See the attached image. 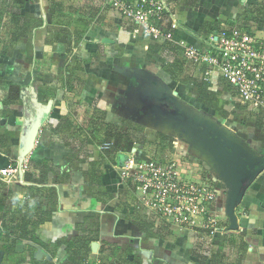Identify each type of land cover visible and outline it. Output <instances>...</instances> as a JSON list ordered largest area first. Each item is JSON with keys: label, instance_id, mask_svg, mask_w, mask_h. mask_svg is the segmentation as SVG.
I'll return each mask as SVG.
<instances>
[{"label": "crops", "instance_id": "obj_1", "mask_svg": "<svg viewBox=\"0 0 264 264\" xmlns=\"http://www.w3.org/2000/svg\"><path fill=\"white\" fill-rule=\"evenodd\" d=\"M166 1L170 20L178 26L171 42L178 48L176 55L103 0H28L22 14L41 18L44 24L12 48L5 18L9 0H0V134L12 133L9 145L0 147V156L8 159V167L24 158L30 167L16 182L0 181V264L3 247L11 241H16L21 258H27L25 264H30L31 254L36 264H69L67 242L78 239L84 228L94 235L84 262L264 264V171L236 211L238 230H227L223 181L171 130L141 124L133 113V94L142 88L150 99L156 80L196 108L183 98L193 94L194 84L169 81L166 66L185 60L183 46L205 49L211 36L242 18L254 20L255 36L264 37V19L257 12L264 0H198L194 5ZM184 68L188 77L203 80L191 66L185 63ZM206 82L220 94L230 129L246 136L250 148L264 155L259 141L264 137L263 117L240 101L219 74ZM36 124L40 128L35 146L22 158ZM135 124L172 143L155 156L140 143L126 150L129 139L118 142L117 136L129 134ZM154 158L177 164L191 182H210L214 199L193 224L169 222L141 202L132 176L136 165ZM49 212L50 221L39 227L38 242L29 248L32 240L19 237L22 220L34 223ZM31 229L29 224L25 232ZM38 250L40 259L35 257Z\"/></svg>", "mask_w": 264, "mask_h": 264}, {"label": "built area", "instance_id": "obj_2", "mask_svg": "<svg viewBox=\"0 0 264 264\" xmlns=\"http://www.w3.org/2000/svg\"><path fill=\"white\" fill-rule=\"evenodd\" d=\"M110 2L121 17L137 24L154 41L172 42L177 23L170 20L166 0H103ZM254 20L242 18L232 28H222L211 36L207 48L183 46L182 57L204 81L217 73L235 88L236 95L250 110L259 112L264 122V37L254 34ZM27 159L16 166L0 169V181L11 184L29 172ZM130 176L125 173V177ZM131 177V176H130ZM145 207L167 221L182 226L207 212L214 199L210 182L194 183L186 179L174 163L143 162L132 176ZM83 264H112L87 260Z\"/></svg>", "mask_w": 264, "mask_h": 264}, {"label": "water", "instance_id": "obj_3", "mask_svg": "<svg viewBox=\"0 0 264 264\" xmlns=\"http://www.w3.org/2000/svg\"><path fill=\"white\" fill-rule=\"evenodd\" d=\"M152 85L154 89L150 99L148 90L141 92L142 88L136 90L137 94H133L136 100L133 113L138 116L136 120L141 124H151L154 129L171 130L218 175L227 189V230H238L236 211L248 189L264 171V155L252 150L245 139L230 128L223 127L221 122L186 103L177 91H173L164 82L156 80ZM139 113L142 115H138ZM39 128V124L33 126L21 151L22 158L32 152ZM8 165V159L0 156V169L7 168ZM92 249L96 252L98 244L94 243ZM38 251L35 257L40 259L42 252Z\"/></svg>", "mask_w": 264, "mask_h": 264}, {"label": "trees", "instance_id": "obj_4", "mask_svg": "<svg viewBox=\"0 0 264 264\" xmlns=\"http://www.w3.org/2000/svg\"><path fill=\"white\" fill-rule=\"evenodd\" d=\"M27 1L28 0H9V2L6 3V17H5L7 21L6 24L9 27L8 30L9 31L12 30V37L9 47L13 48L15 46H18L20 42L24 41V39L27 38L30 32L42 27L44 24L41 18L37 19L31 15L22 14L23 6ZM196 2H198V0H187V4L189 5H194L196 4ZM257 9L260 18L264 19V2L260 3V6ZM2 16L3 14L0 13V17ZM77 33L78 32H76V35ZM163 46L165 51L170 52L171 55H176L178 48L173 46L171 42H165ZM184 64H185L184 60L180 61L177 59L168 63L165 70L167 71L169 81H177L184 84L185 86L186 85L188 86L190 83H193L194 84L193 94L191 95L184 94L183 98L186 101H188L190 104L195 106L196 108L215 116L220 122L227 123L228 114L224 110V104L220 99L219 96L220 94L216 92L215 93L212 92L211 85L208 82L203 80L199 81L195 78L188 77L184 73L185 72ZM233 123L234 122H232V124ZM1 125L2 124L0 123V131L2 128ZM132 132L129 131V134L127 135L120 134L117 136L118 142L119 140L129 139L128 141L129 143H127L129 145V149L125 148L126 150L129 151L132 149L135 143H140L144 145V147L147 149V152L154 153L153 155L155 156L156 154H159V151L161 152L165 150L166 146L172 143V141L169 140L170 139L169 137L161 133L148 132V130H146L144 127L138 124H135ZM11 136H12L11 132H6L3 136L2 134H0V147L2 146L4 147L5 145L8 146L9 142L11 141L10 139L12 138ZM240 136L246 139V136H244L243 134H240ZM259 141L262 142L264 146V137L262 140L259 138ZM156 158L162 160L160 157H156ZM24 216L27 215L25 214ZM50 218H51V214L49 212L44 214L43 216L40 217L38 216V219L34 223H31V221L27 222L26 220L24 221L22 220L20 225L21 234L19 235V237L20 238L27 237L28 239L32 240L33 244H31L29 248L34 249L35 247L34 244L38 242L37 240H35L36 232L38 231L41 225L49 222ZM29 224L32 225V229L31 231L28 230L25 232V230L28 229ZM11 229L8 228V231H10ZM93 239H94L93 232H90L88 229L84 228L82 231H80V236L78 239L72 242H67L66 252L68 253L69 256V264L84 263L85 257L89 253H91L90 245ZM15 242L16 241H11V243L8 246L3 247L5 253L4 261H3L4 264H23V263L25 264L27 258L25 256L21 258L20 254L16 252ZM49 252L51 253V251ZM51 254L52 256L56 255L55 251L54 252L52 251ZM30 264H36L34 254H31Z\"/></svg>", "mask_w": 264, "mask_h": 264}, {"label": "rangeland", "instance_id": "obj_5", "mask_svg": "<svg viewBox=\"0 0 264 264\" xmlns=\"http://www.w3.org/2000/svg\"><path fill=\"white\" fill-rule=\"evenodd\" d=\"M110 4V2L109 1H107V5H109ZM109 6H111V5H109ZM181 90H183L184 92H186V91H188V92H190L191 93V90L189 91V87H182L181 88ZM200 113H202V112H204L203 110H198ZM227 121H228V119H227ZM234 121V120H233ZM220 122V121H219ZM221 124H222V126L223 127H225V128H231V124H227V123H222L221 122ZM212 207V206H211ZM92 260H95V259H92Z\"/></svg>", "mask_w": 264, "mask_h": 264}]
</instances>
